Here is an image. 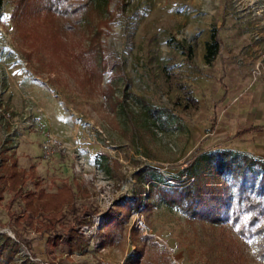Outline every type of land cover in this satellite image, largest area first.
I'll use <instances>...</instances> for the list:
<instances>
[{
	"label": "rangeland",
	"instance_id": "1",
	"mask_svg": "<svg viewBox=\"0 0 264 264\" xmlns=\"http://www.w3.org/2000/svg\"><path fill=\"white\" fill-rule=\"evenodd\" d=\"M40 8L37 0H3L0 156L6 150L20 169L33 165L47 192L63 181L78 182L87 192L78 205L96 214L78 229L87 248L51 249L23 220L15 222L11 214L19 216L21 207L8 209L6 192L0 264H233L228 256L235 244L244 264H261L252 242L190 222L165 205L131 213L111 231L105 214L126 213L142 167H154L178 187L184 179L178 174L197 149L264 159V132L235 137L264 126V75L254 77L264 57V0H107L106 8L59 39L52 34L58 18ZM213 30L221 46L207 63ZM185 90L196 107L183 108ZM2 111L10 113L8 120ZM48 138L57 143L46 154ZM15 232L32 243L19 245ZM143 236L150 239L142 242Z\"/></svg>",
	"mask_w": 264,
	"mask_h": 264
},
{
	"label": "trees",
	"instance_id": "2",
	"mask_svg": "<svg viewBox=\"0 0 264 264\" xmlns=\"http://www.w3.org/2000/svg\"><path fill=\"white\" fill-rule=\"evenodd\" d=\"M40 11L58 18L60 24L53 30L55 39L63 32H74L81 22L94 12L102 10L107 0H37ZM29 3V2H28ZM3 0H0V12ZM54 18V17H53ZM221 42L216 30L205 44V61L210 63L220 50ZM101 72L106 63L101 62ZM97 70V69H96ZM119 71V68H117ZM100 75V74H99ZM167 77L172 79L170 75ZM187 107H196V100L185 90ZM225 98V95H224ZM212 129L215 126V120ZM211 129V130H212ZM264 126H250L238 131L244 133H262ZM0 160V203L4 194H10L8 209L17 203L21 207L19 216L11 214L16 223L23 220V226L32 229L45 240L51 249L59 245L66 247L68 253L81 252L88 246L87 240L79 234V228L87 217L94 216L92 208L78 205L80 198L87 197L86 189L78 182L63 181L53 192H47L30 165L27 170L20 169L17 161L8 151H3ZM194 161L183 168L177 178H184L178 187L169 186L167 180L154 167H142L135 173L138 189L131 194L124 205L126 213L110 211L105 214V226L111 231L127 221L129 214L149 212L152 207L165 205L183 213L188 221L199 222L211 228H226L235 235V240L244 244L252 242L256 248V257L264 264V159L245 152L234 150L199 151ZM31 184L32 190L27 186ZM144 186H147L148 189ZM148 194L147 203H143L144 194ZM11 213V212H9ZM13 213V212H12ZM70 216V221H65ZM131 228L132 236L138 232ZM110 237V236H108ZM19 245H30L22 233L15 232ZM140 238L142 242L149 240ZM233 240V239H232ZM239 244L228 256L233 264H244V255ZM45 264H54L45 262Z\"/></svg>",
	"mask_w": 264,
	"mask_h": 264
},
{
	"label": "built area",
	"instance_id": "3",
	"mask_svg": "<svg viewBox=\"0 0 264 264\" xmlns=\"http://www.w3.org/2000/svg\"><path fill=\"white\" fill-rule=\"evenodd\" d=\"M254 74H255L254 77L256 79L264 75V57L262 60H260V62L257 63L255 70H254ZM1 116H3L5 119L8 120L10 117V113L8 111H5L2 113ZM27 125H29V122L27 123ZM56 143H57L56 140H54L53 138H48L46 143L43 145V149L46 152V154L52 151V148L55 146ZM96 264H108V263L97 262Z\"/></svg>",
	"mask_w": 264,
	"mask_h": 264
}]
</instances>
